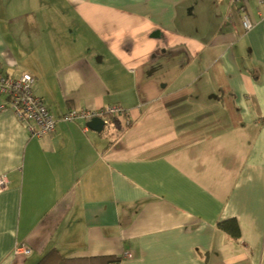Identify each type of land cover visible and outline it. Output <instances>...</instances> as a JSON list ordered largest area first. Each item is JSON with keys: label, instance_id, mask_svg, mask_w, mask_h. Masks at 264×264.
I'll return each instance as SVG.
<instances>
[{"label": "crops", "instance_id": "crops-1", "mask_svg": "<svg viewBox=\"0 0 264 264\" xmlns=\"http://www.w3.org/2000/svg\"><path fill=\"white\" fill-rule=\"evenodd\" d=\"M245 8L247 32L230 0H0L3 73L55 117L128 112L35 138L0 111V264H264V1Z\"/></svg>", "mask_w": 264, "mask_h": 264}, {"label": "built area", "instance_id": "built-area-1", "mask_svg": "<svg viewBox=\"0 0 264 264\" xmlns=\"http://www.w3.org/2000/svg\"><path fill=\"white\" fill-rule=\"evenodd\" d=\"M264 0H259L263 2ZM237 8L243 31H249L253 23L245 8V0H230ZM34 78L29 73L19 76H9L0 70V111L11 110L21 124L25 126L29 135L42 138L51 135L55 131L58 121L72 122L93 118H99L103 125H108L110 119L116 116H127L128 112L120 105H108L99 109H72L55 117L41 97L34 92ZM84 130H87L84 127ZM7 187L5 175H0V191ZM14 253H30L27 248H17Z\"/></svg>", "mask_w": 264, "mask_h": 264}, {"label": "trees", "instance_id": "trees-1", "mask_svg": "<svg viewBox=\"0 0 264 264\" xmlns=\"http://www.w3.org/2000/svg\"><path fill=\"white\" fill-rule=\"evenodd\" d=\"M217 226L228 233L233 239L239 238V227L234 219H228L224 221H219Z\"/></svg>", "mask_w": 264, "mask_h": 264}, {"label": "water", "instance_id": "water-1", "mask_svg": "<svg viewBox=\"0 0 264 264\" xmlns=\"http://www.w3.org/2000/svg\"><path fill=\"white\" fill-rule=\"evenodd\" d=\"M87 126L94 131H101L103 128V123L99 118H93L87 122Z\"/></svg>", "mask_w": 264, "mask_h": 264}, {"label": "rangeland", "instance_id": "rangeland-1", "mask_svg": "<svg viewBox=\"0 0 264 264\" xmlns=\"http://www.w3.org/2000/svg\"><path fill=\"white\" fill-rule=\"evenodd\" d=\"M246 1V0H245ZM255 3V1L253 2V4ZM260 3V2H259ZM255 5V4H254ZM108 130H109V128H108V126L107 127H105L104 128V130H103V133H107L108 132Z\"/></svg>", "mask_w": 264, "mask_h": 264}]
</instances>
